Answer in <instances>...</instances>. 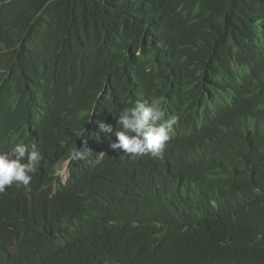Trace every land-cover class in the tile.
Returning a JSON list of instances; mask_svg holds the SVG:
<instances>
[{
  "label": "trees",
  "instance_id": "trees-1",
  "mask_svg": "<svg viewBox=\"0 0 264 264\" xmlns=\"http://www.w3.org/2000/svg\"><path fill=\"white\" fill-rule=\"evenodd\" d=\"M0 264H264V0H0Z\"/></svg>",
  "mask_w": 264,
  "mask_h": 264
},
{
  "label": "clouds",
  "instance_id": "clouds-1",
  "mask_svg": "<svg viewBox=\"0 0 264 264\" xmlns=\"http://www.w3.org/2000/svg\"><path fill=\"white\" fill-rule=\"evenodd\" d=\"M25 141L27 142V145H26V146H25V144H24ZM20 143L22 144V147H23V148H22V150L20 151L18 157H17L16 159H14L13 162L11 163V166H12V167H15V166H16L18 163H20V162L24 159V157L26 156V154H27V150H28V148H29V146H30L29 136H26V137H25L24 139H22L18 144L14 145L13 148L11 149V151H10V155L13 154L14 150L17 148V146H18ZM70 159H71V157L67 158L65 161H63V162L60 164L59 171H60L61 167L64 165L63 168L65 169V173L68 175V163H69ZM56 175L59 176V175H58V172L56 173ZM67 175H66L65 179H64V180L61 179V181L65 182V180H66V178H67ZM59 177H60V176H59ZM60 178H61V177H60Z\"/></svg>",
  "mask_w": 264,
  "mask_h": 264
},
{
  "label": "rangeland",
  "instance_id": "rangeland-1",
  "mask_svg": "<svg viewBox=\"0 0 264 264\" xmlns=\"http://www.w3.org/2000/svg\"><path fill=\"white\" fill-rule=\"evenodd\" d=\"M25 146L27 145V142H24ZM64 166V165H63ZM63 166L61 167L60 171L58 172V175L61 177L62 180L65 179L66 177V173H65V169L63 168Z\"/></svg>",
  "mask_w": 264,
  "mask_h": 264
}]
</instances>
